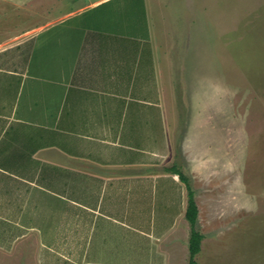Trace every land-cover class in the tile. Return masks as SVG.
<instances>
[{
    "label": "crops",
    "instance_id": "0c3cea01",
    "mask_svg": "<svg viewBox=\"0 0 264 264\" xmlns=\"http://www.w3.org/2000/svg\"><path fill=\"white\" fill-rule=\"evenodd\" d=\"M163 1L76 0L26 37L42 48L44 90L39 101L21 103L20 86L15 101L0 102V264H111L106 254L140 264L144 258L130 257L131 244H139L130 231L155 240L152 264H188L190 224L176 228L179 216L173 221L170 209L181 194L186 216L188 195L179 175L166 170L173 148L156 36L189 23L167 26ZM84 180L99 191L96 199L84 200ZM152 188L165 222L157 238L141 217ZM90 230L99 243L92 262L84 248ZM108 236L119 239L117 249L106 247Z\"/></svg>",
    "mask_w": 264,
    "mask_h": 264
},
{
    "label": "rangeland",
    "instance_id": "374dc122",
    "mask_svg": "<svg viewBox=\"0 0 264 264\" xmlns=\"http://www.w3.org/2000/svg\"><path fill=\"white\" fill-rule=\"evenodd\" d=\"M75 1L0 0V102L15 101L20 86L21 103L39 101L44 90L40 82L45 70L42 48L26 37L59 20L76 7ZM163 2L161 16L167 26L189 23L178 25L180 31L174 33L157 29L156 40L173 148L169 165L191 179L201 208L197 228L205 238L197 261L264 264V0ZM19 43L20 47L15 46ZM145 126H151L150 121ZM116 153L125 158L123 150ZM132 155L141 157L138 152ZM87 169L84 167V172ZM87 183L84 180V200L96 199L99 191L85 188ZM149 194L141 217L147 220V232L157 238L165 224L160 218V193L152 188ZM180 197H173L177 205L170 207L172 220L179 216L176 228L177 223L183 228L188 222L179 210ZM213 215L217 219L211 222ZM187 231L191 233V227ZM129 235L132 242L134 238L139 241L137 250L131 244L130 257L144 258L140 264L157 262L153 238L134 231ZM107 238L106 247L117 249L119 239ZM88 244L89 260L96 261L99 243L94 230L86 231L84 248ZM140 250L145 254L139 255ZM179 253L183 257V252ZM115 257L106 254L102 260L118 264ZM13 260L8 264H25Z\"/></svg>",
    "mask_w": 264,
    "mask_h": 264
},
{
    "label": "trees",
    "instance_id": "16d2710c",
    "mask_svg": "<svg viewBox=\"0 0 264 264\" xmlns=\"http://www.w3.org/2000/svg\"><path fill=\"white\" fill-rule=\"evenodd\" d=\"M166 170H170L178 174L186 187L188 195L186 218L191 227L189 239V264H199L196 257L201 251V243L204 239V235L197 228L199 208L195 199V190L192 187L191 179L187 175L183 174L176 166H172Z\"/></svg>",
    "mask_w": 264,
    "mask_h": 264
}]
</instances>
